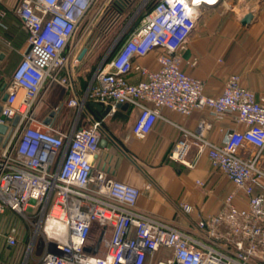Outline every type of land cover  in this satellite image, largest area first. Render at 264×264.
I'll use <instances>...</instances> for the list:
<instances>
[{
  "label": "built area",
  "instance_id": "built-area-1",
  "mask_svg": "<svg viewBox=\"0 0 264 264\" xmlns=\"http://www.w3.org/2000/svg\"><path fill=\"white\" fill-rule=\"evenodd\" d=\"M221 3L18 1L12 14L26 33V42L6 85L7 98L0 102V125L6 127L0 142V225L4 226L0 236L9 248L23 245L25 264L36 248L40 252L36 264H144L160 249L172 252L171 264H254L258 247L264 246V168L257 165L264 151V102L241 85L238 75L228 77L220 96L208 97L202 81L182 69V53L202 9ZM91 8L96 10L94 20L110 8L120 16L129 11L124 23L130 28L118 36L117 47L95 70L83 95L67 102L78 116L67 132H61L36 119L35 113L44 86H68L65 72L80 61L70 44L75 35L91 33L93 20L87 18ZM154 52L157 70L136 63ZM131 73L139 77L135 84L127 80ZM92 103L136 108L132 134L137 139L151 131L162 109L183 116L195 110H206L215 118L234 115L243 129L226 131L219 145L200 138L195 145L200 153H207L211 167L244 195L247 208H238L231 193L225 199L226 211L209 221L200 220L197 227L206 231L223 223L238 240L223 244L207 232L205 242L197 241L137 212L140 191L94 169L103 135L101 122L91 118L86 127H77L80 114L87 113L86 106ZM246 145L258 154L244 160L239 151ZM186 149L181 141L169 158L186 164ZM180 208L190 211L187 205ZM94 226L98 238L92 241Z\"/></svg>",
  "mask_w": 264,
  "mask_h": 264
},
{
  "label": "crops",
  "instance_id": "crops-1",
  "mask_svg": "<svg viewBox=\"0 0 264 264\" xmlns=\"http://www.w3.org/2000/svg\"><path fill=\"white\" fill-rule=\"evenodd\" d=\"M18 1L0 0V54L4 55L0 66L6 60L5 53L16 44L18 26L26 36L12 14ZM247 14H251L253 20L248 26H243L241 20ZM11 18L17 23L12 22ZM87 18L92 19V8ZM25 42L26 38L23 44L18 45L21 52L25 49ZM70 46L79 55L84 50L85 54L76 68L66 70L68 86H44L36 109L41 102L51 109H57L60 114L56 118L54 112L49 125L61 132H67L78 116L77 109L68 107L67 102L83 95L101 64L97 63L95 67L92 65V31L82 37L75 35ZM182 58L183 71L202 81L206 96H220L228 77L238 75L241 85L253 92L257 100L264 102V0H222L218 6L202 9L196 27L186 41ZM194 61L196 64L193 66ZM136 63L152 71L158 69L155 52L137 59ZM9 80H0V89L8 85ZM127 80L135 84L139 77L131 73L127 75ZM137 114V109L128 105L126 108H112L109 114L98 118L101 128L118 147L108 141L105 149L99 148L94 169L102 170L110 178L137 188L140 195L135 209L142 215L182 231L197 241L205 242L207 232L213 233L223 244L231 245L238 240L223 223L216 227L208 226L206 231H200L197 227L200 220L209 221L224 213L225 199L231 193H235L234 203L238 208H247V203L244 195L235 190L225 175L211 167L207 153H200L195 145L198 138L219 145L226 131L243 129L236 123L235 116L215 118L206 110H195L183 116L162 109L151 131L143 139H137L132 134ZM91 118L95 120L90 113L82 112L77 127L88 124ZM181 141L187 146L183 159L187 165L169 158ZM257 154L256 149L247 145L239 151V156L244 160ZM257 165L264 168V151ZM180 205H187L189 213H185ZM96 228L98 226H94L93 230ZM3 229L4 226L0 225V233ZM39 254L36 248L28 264L37 261ZM22 255L23 245L20 242L9 248L0 236V264H10ZM172 261V252L160 249L148 255L144 264H171ZM254 264H264V246L258 247Z\"/></svg>",
  "mask_w": 264,
  "mask_h": 264
},
{
  "label": "rangeland",
  "instance_id": "rangeland-1",
  "mask_svg": "<svg viewBox=\"0 0 264 264\" xmlns=\"http://www.w3.org/2000/svg\"><path fill=\"white\" fill-rule=\"evenodd\" d=\"M132 10V9H131ZM130 10V11H131ZM96 10H92V15ZM129 11L123 13L120 16L119 13L114 12L113 9L107 10V12H103L100 19L94 20L92 18V65L95 67L97 63L108 61L109 57H111V51L113 52L117 47V39L118 36L127 32L130 28V25L126 27L125 23L128 19ZM127 16V17H126ZM11 21L15 24L17 23L13 18ZM125 22V23H124ZM135 24L132 22L131 25ZM26 36L21 31L20 27H17L16 30V46L14 45L10 51L5 53L6 60L0 66V80L6 82L9 80L11 73L14 67L20 62L22 53L19 50L18 45L23 44ZM41 100V99H40ZM40 107L36 111V119L43 120L49 112H55V117L60 114L57 112V109H51V107H47L44 102H41ZM81 127H86L87 124H80ZM91 240L95 241L98 238V230L95 229L91 233ZM26 260H23V256L18 257L16 260H13L10 264H25ZM37 261H31L30 264H36Z\"/></svg>",
  "mask_w": 264,
  "mask_h": 264
},
{
  "label": "water",
  "instance_id": "water-1",
  "mask_svg": "<svg viewBox=\"0 0 264 264\" xmlns=\"http://www.w3.org/2000/svg\"><path fill=\"white\" fill-rule=\"evenodd\" d=\"M253 20V16L251 14H247L242 20H241V24L243 26H248L251 21ZM85 54V50L79 55V60H81L83 58ZM4 58V55L3 54H0V61H2ZM5 89H6V86H3L1 89H0V102H4L7 98V94L5 93ZM121 107H128V105H116L115 108H121ZM92 109H94L95 111H93ZM111 106H104L103 104L101 103H92L88 106H86V112L90 113L94 118L95 120L100 117H104L106 116L107 114L110 113L111 111ZM0 111H1V105H0ZM55 113L54 112H51L50 115L48 117H46L44 120H43V123L45 125L49 124V122L51 121V118L54 117ZM3 119V118H1ZM14 124L16 123V119L14 120L13 122ZM100 131L102 132V134L104 135V139H101L100 142H99V148L101 149H105L106 148V144L108 141H111L115 146H117V144L111 139V137L103 130V128L100 129ZM6 132V127L4 125H0V142H1V136H3ZM118 147V146H117ZM33 203V201L31 202ZM100 242V239L98 241V244Z\"/></svg>",
  "mask_w": 264,
  "mask_h": 264
},
{
  "label": "bare ground",
  "instance_id": "bare-ground-1",
  "mask_svg": "<svg viewBox=\"0 0 264 264\" xmlns=\"http://www.w3.org/2000/svg\"><path fill=\"white\" fill-rule=\"evenodd\" d=\"M199 1H200V2H201V1H207V2H206L207 4H215L217 0H214V1H213V0H199ZM211 1H213V2H211ZM208 2H210V3H208ZM204 3H205V2H204Z\"/></svg>",
  "mask_w": 264,
  "mask_h": 264
},
{
  "label": "trees",
  "instance_id": "trees-1",
  "mask_svg": "<svg viewBox=\"0 0 264 264\" xmlns=\"http://www.w3.org/2000/svg\"><path fill=\"white\" fill-rule=\"evenodd\" d=\"M113 11L115 12V10H114V9H113ZM139 20H140V19H138V20H136V21H135V24L133 25V27H135V26H137V25H138V23H139ZM0 97H1V95H0Z\"/></svg>",
  "mask_w": 264,
  "mask_h": 264
}]
</instances>
